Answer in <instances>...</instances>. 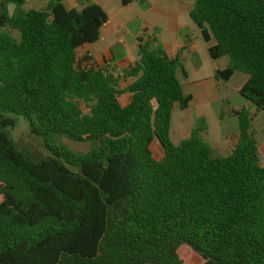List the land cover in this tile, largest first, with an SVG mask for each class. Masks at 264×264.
Returning <instances> with one entry per match:
<instances>
[{"label":"trees","instance_id":"16d2710c","mask_svg":"<svg viewBox=\"0 0 264 264\" xmlns=\"http://www.w3.org/2000/svg\"><path fill=\"white\" fill-rule=\"evenodd\" d=\"M77 1L80 10L64 0L42 9L0 0V264H185L184 252L201 264H264V164L253 116L236 112L238 143L226 156L203 138L204 120L175 145L174 109L193 101L178 79L186 78L179 58L147 31L139 61L122 75L79 56L109 16ZM189 16L210 58H230L215 78L247 74L239 93L264 111V0H195ZM126 78L133 82L121 88ZM11 115L51 157L19 148ZM60 138L93 148L76 153Z\"/></svg>","mask_w":264,"mask_h":264},{"label":"rangeland","instance_id":"374dc122","mask_svg":"<svg viewBox=\"0 0 264 264\" xmlns=\"http://www.w3.org/2000/svg\"><path fill=\"white\" fill-rule=\"evenodd\" d=\"M99 5L103 6V8L106 10V12L110 13L111 15L116 14L119 10L127 11L129 14H132L135 16L136 9L142 10L147 8L148 6L151 7V9L147 12L146 15L140 16L139 18H135L131 24L128 26V30L130 34L128 35V39L131 40L133 36L138 32V30L141 27L142 21L143 22H151L152 20L159 17V11L161 7V2H156L155 0H152L150 3L149 0H133L134 6L132 8H126L122 4V0H94ZM181 1V0H178ZM49 0H26V4L24 6L25 9H42L44 8ZM64 4L68 9L75 8L77 10L82 9V6L78 3L77 0H64ZM188 5H194L195 0H188ZM12 6V13L15 11V6ZM195 25V24H193ZM196 27V26H194ZM198 31L197 28H193V30L189 27L184 29L182 32L183 36H190L193 40H195L196 35H194V32ZM199 41L201 43L202 48V57H203V63H204V70L201 75H199V78H202L201 80L205 83H208L212 86V88L215 90V99L208 101L206 96H203L200 92V85L196 81L199 80L198 76L195 75L193 72V66L195 64H201V61L199 58L194 59L193 57L190 58V61H188L187 58H185L184 63H182V67L185 70L186 78L184 75L179 72L178 73V79L183 85L184 91L186 94H191L195 96L194 102L192 101L190 104V107L187 110H181L178 106H176L175 112H174V120L175 123H178V120L180 118H184L183 123L189 127L186 131V134L191 130H193L196 126V122L198 120H204L206 124L211 125L212 129H216V123H219V131L223 136H230L234 134L239 135V121L238 117L236 115L237 111H240L242 109H245L247 112H249L253 118H255L256 122L253 124L252 121V128L251 131L253 132V128L255 130L256 127V137L258 138L260 142V160L261 163L264 164V135H262L261 132H259L260 128L258 125L261 124L264 129V111H257L254 112L252 108L254 107L253 104L243 98L239 91L244 85V83L248 79V75L244 74L242 72H236L232 79L228 82L217 80V82H214L213 78L211 77V73L213 69L216 70H224L227 68L230 64V58L229 57H223L219 60H212L208 52L206 50V46L209 44L206 43L203 38H199ZM83 56V55H80ZM124 88V86H123ZM128 96L124 95L121 98V103L123 105H126L128 103ZM81 106L84 108L86 112H88V106L83 101H80ZM10 117L14 118L16 121V126L11 130V134L19 148H29L33 151V157L35 160L45 159L52 156V153L46 149L44 142L41 137L36 136L32 134L28 128L27 123L23 120L21 117H17L15 115H11ZM254 120V119H253ZM258 122V123H257ZM184 135L183 137L179 139H173L175 144H178L183 139H186L187 135ZM255 136V134H254ZM59 143H62L66 145L67 148L70 150L84 154L87 153L89 150L93 148V146L90 143H76L73 141H70L66 138H60L58 139ZM152 151L157 159H161L163 156V152L160 149V147L157 144H153ZM216 154L220 156H226L228 153H218ZM190 253V254H189ZM189 253H182V256L184 258L185 264H201L200 258L189 252Z\"/></svg>","mask_w":264,"mask_h":264},{"label":"crops","instance_id":"0c3cea01","mask_svg":"<svg viewBox=\"0 0 264 264\" xmlns=\"http://www.w3.org/2000/svg\"><path fill=\"white\" fill-rule=\"evenodd\" d=\"M97 3L96 1L92 0ZM156 2H161V7L159 11V17L152 20L151 22H143L141 24L138 32L133 36L131 40L127 37L130 34L128 26L131 22L137 17L144 16L151 9L147 7L142 10L136 9L135 16L129 14L127 11L119 10L116 14L111 15L107 12L109 16L108 22L101 29L100 40L92 45H85L79 49V56L89 54L92 59L96 62L99 67L105 68L106 70H113L114 73H119L120 75L124 74L130 67L136 65L139 61L138 49H139V38L144 35V32L147 31L148 35H153L159 43L162 44L165 52L170 58L178 57L181 64L184 63L185 58L190 61V58L197 59L199 58L201 64H195L193 66V72L198 76L196 82L200 85V92L203 96H206L208 101L215 99V90L208 83L203 82L199 78V75L202 74L204 70V63L202 57V50L204 49L201 46L199 38L201 35L200 30L197 27H194V23L190 19V11L193 9L194 5H188V0H155ZM151 3L152 0H149ZM98 4V3H97ZM135 3H131L126 8H132ZM101 6V5H100ZM103 8V6H101ZM104 9V8H103ZM105 10V9H104ZM106 11V10H105ZM197 28L198 31L194 32L196 35L195 40L190 38V36H183L182 31L186 28ZM208 47L206 50L208 52ZM202 49V50H201ZM209 55V53H208ZM210 57V55H209ZM184 69V68H183ZM185 71V70H184ZM217 71V70H216ZM216 71L213 69L211 77L214 79V82H217L215 78ZM133 82V79L126 78L120 82L121 88L127 87ZM128 96L130 101V95ZM123 95V96H124ZM193 96V95H192ZM120 97V103H121ZM195 96H193V102ZM128 101V103H129ZM127 103V104H128ZM122 104V103H121ZM126 104V105H127ZM123 105V104H122ZM125 106V105H123ZM176 109V107H175ZM174 109V112H175ZM252 110L257 112L256 107H253ZM174 112L171 123L170 136L172 142L175 139H179L186 134V131L189 127L183 123L184 118H180L178 123H175ZM238 112V111H237ZM253 124L256 122L253 118ZM258 123V122H257ZM219 123H216V129L213 130L211 125L207 124V131L203 133V138L211 145L214 151L222 154H230L236 147L238 143V134L223 136L219 131ZM260 128L259 132L264 135V129L261 124L258 125ZM256 130V127H255ZM253 128V136L256 142L258 143V148L260 150V142L257 140L256 131ZM192 130L186 134L187 138L191 136ZM186 138V139H187ZM185 140V139H183ZM182 140V141H183ZM181 142V141H180ZM179 142V143H180ZM178 143V144H179ZM175 144V145H178ZM260 152V151H259Z\"/></svg>","mask_w":264,"mask_h":264},{"label":"clouds","instance_id":"9594fccd","mask_svg":"<svg viewBox=\"0 0 264 264\" xmlns=\"http://www.w3.org/2000/svg\"><path fill=\"white\" fill-rule=\"evenodd\" d=\"M9 15H12V6H9Z\"/></svg>","mask_w":264,"mask_h":264}]
</instances>
